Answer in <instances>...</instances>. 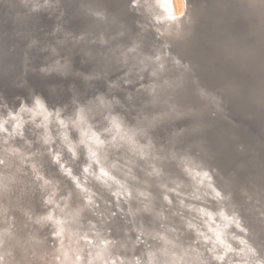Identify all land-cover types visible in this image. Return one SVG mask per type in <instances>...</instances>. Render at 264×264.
<instances>
[{
    "label": "bare ground",
    "instance_id": "6f19581e",
    "mask_svg": "<svg viewBox=\"0 0 264 264\" xmlns=\"http://www.w3.org/2000/svg\"><path fill=\"white\" fill-rule=\"evenodd\" d=\"M63 1L2 0V3L9 7H17L13 12L14 15L18 16L16 20L24 17L29 18L33 12H41L43 10H47L48 14L55 16L57 19L61 16L63 18L65 13L62 11L66 9ZM78 2L77 7L88 21L87 27L81 29L80 32L63 29V23L66 24L65 19H63L62 21L57 20L52 29L43 33V36L31 35V29L26 28L28 35H30L29 44L33 46L32 49L28 50L29 53L33 52V50L35 51L34 47H36V52L40 54L44 63L46 59H50L48 55L51 53L54 55L59 52V49L63 50L64 48L63 52L67 56L63 53L65 57L59 55L50 59L49 77L53 78L54 76L62 77V71L65 76L68 72L76 73L75 68L72 70L70 68L71 63L69 62L71 59L68 57V53L79 52L82 60H84V58L86 59L84 53L90 50L97 51L96 53L99 52L98 55L92 58L97 62L96 67H99L97 71L89 74L86 71H79L81 69L79 66L76 69L91 82L93 76L97 78L101 74L109 75L115 73V80L109 81L108 85L125 89L127 93L124 98L126 97L129 103L135 104L134 101L139 98H141L140 100L143 103H146L149 100L148 91L146 88H142L141 85L147 84L148 77L147 73H143L145 79H140V61L145 54H151L155 51L158 42L155 41L154 33L150 36V30L145 31L141 26H138L144 24V18L135 9H130L131 0H78ZM248 4L249 0H189L190 9L194 10L195 34L183 46L182 50L186 58L193 61L196 68V77H199L201 72H203L202 77L206 79L211 72L213 80H216L222 86L220 93H223L225 98L232 95L242 109L246 111V115L258 116L264 124V73L258 70V64L264 63V36L262 35L264 25L262 24L261 27L257 23L253 24L250 22L254 19L255 21L260 19L253 14L251 15ZM18 7L21 10H18ZM73 12H78V10ZM244 17L246 21L250 20L249 23L245 22ZM226 18L227 20H225ZM221 20L223 21L222 25L218 24ZM209 22L216 25L214 26L216 30L210 27L211 24ZM66 27L69 28V25L66 24ZM187 29L188 25L185 26V31ZM210 29L213 31H210ZM238 29L245 32L239 34L237 33ZM255 29H257V32ZM59 30L63 31L61 38L55 34ZM47 33L52 36H45L48 35ZM206 35L214 36L215 38L211 42L209 38H206ZM221 35L223 38L227 37L226 41L222 40ZM207 40L211 43L207 42ZM207 43H210L209 47L219 46L223 50L219 55L217 52H212L218 55V58L206 54ZM240 43H244V45H239ZM230 44L233 46H230ZM134 46H136V51H130ZM26 51L27 49L24 50L25 54H27ZM197 63H199L202 71H199V67L197 68ZM65 67L67 69H64ZM207 67L208 70L205 69ZM260 69H264V64L260 66ZM179 71H183V69ZM57 73L60 75H57ZM126 81H131V83H126ZM193 82L197 83L198 80L193 79ZM93 87L100 90L96 85H93ZM192 88L198 89L203 95L205 94L206 103L208 102L210 107L211 101L207 100L209 94L203 91L204 88L195 87L194 85H192ZM74 89L75 96L77 93L82 94V91H79L74 85L72 93ZM111 89L108 91L105 89L106 94L104 96L97 93L89 98L87 101L94 104L89 109H86L88 107V102H86L81 103L75 110L74 105L77 103L78 98L72 99L73 106L71 110L73 109L77 112V117H80L79 122H76L74 117L71 116L72 111L70 112L69 105L67 107H65V104L55 105L54 100L60 94L56 88H50V98L54 99L50 100L47 96L46 99L50 100V102L44 101L41 93L43 89H38V92L31 90L28 96H11L9 99L3 98L4 100L0 98V106H2L0 109H3L0 110L2 111L0 112V129L4 130H0V151L5 147H18L26 158V170L29 169L27 165L32 166L35 164L36 171H42L46 179H50L54 183L58 182L59 187L63 191L73 190L74 197L79 195L82 198L83 196L91 195L96 201L94 212L97 215L94 216L89 213L88 218L97 223L101 231V239L111 240L112 235L107 233L112 229L110 220L114 221V224L124 231H127L129 227H127V221L132 219L148 218L156 225L157 228H155L154 232L141 230L143 226H140L137 234L141 236L134 240L132 244L121 241H118L117 244L115 243L112 248L113 255H118L125 259L126 255L123 251L117 253V250L121 249L122 245L134 247L140 243V249H146L147 251L148 247L159 239L158 234H163L169 238L175 235L180 239H194L196 237L195 232L196 234L201 233L204 236L211 237L207 246L209 248L216 247L215 249L218 253L226 252L229 244L234 248L243 247L240 243L237 244L239 241L230 237L229 233L232 232H228L229 228L224 227L225 224L229 223V220L224 219L221 221V218L215 213L201 217L199 215L201 213L198 211V214L196 211V209L199 210L201 207L200 204L206 205L210 213H213L214 210L221 211V208L227 203L213 199L214 190H206V188L202 190L197 187L198 185L196 184L199 183L197 179L196 182L192 183L195 185H192L189 182V178L179 170L176 169L175 171V168L171 169L169 167L165 169L161 165L162 160H164L162 151L156 147L154 142L151 145L147 144V139L151 138L148 133L146 139H142L140 143H137V140L147 130L142 127L141 118L138 121L139 118L137 119L136 117L137 115L143 116V114H147L148 110L143 111L142 108L138 107L135 111L128 107L123 108L120 104L123 96H120L117 92L114 93ZM254 90L260 93L255 98L251 95L254 94ZM140 92H146L147 94L146 96H141ZM45 102L48 109L44 107ZM83 106L86 108L83 109ZM116 106H119V108ZM153 111H148V113ZM39 114L40 118L37 119L36 116H39ZM133 116L137 121H131ZM32 122L37 124V126L40 123L44 126L45 138L49 137L50 140H53L56 135L62 137L60 139L64 140L73 149L72 154H77V146L83 143L81 148L88 149V152L91 149L92 152L96 153L95 160L90 155V163L89 160L84 161L78 170L73 165L74 158H72V154H70L71 157L67 153L60 157V153L63 150L56 148L51 153L53 156L58 155L59 162L56 164L60 165V168L61 165H64L62 170L64 176L60 175L57 177L47 174L48 165L53 168L57 166L54 167L51 162H48V164L40 163L35 159L39 152L29 149L25 145V143L32 145L35 138H37L34 136V126L30 125ZM50 123L56 126V130L52 129ZM95 125L101 129H94L96 128ZM14 128L17 129L19 134L17 138L16 134L12 132ZM73 128L82 135L80 137L73 135ZM102 130L109 131V133L103 134ZM89 131L94 135L92 140L88 139L91 136V133L88 134ZM114 137L115 139H113ZM50 143L54 148V144L51 141ZM259 145H264L263 140L259 142ZM59 146L62 147L61 145ZM181 157L183 159L177 162L181 168L188 167L191 164L196 165L195 163L197 162L193 158L198 159V155L194 157V155L182 154ZM96 161H99V163ZM189 161H191V164ZM89 164L91 167L88 172H85L84 167ZM102 168L105 171H101ZM203 171L204 167H196V172L212 185V181L208 177H206L207 179L203 177ZM234 171L236 175L238 170L235 168ZM105 172L109 174L105 175ZM164 172L169 173L171 182L162 176ZM33 174L35 175V171H33ZM70 175L79 177L80 188L78 193L75 191L72 180L69 179ZM113 176L123 182V187H120V191L132 189L133 197L131 200L126 202L124 196L117 197L113 195L118 188L116 181L112 179ZM201 177H199V180H201ZM217 183L224 186L218 180ZM170 189H175V191H170ZM95 192L99 196L93 194ZM140 193H143V195H140ZM165 195L171 198V205L164 201L163 197ZM181 200L183 205L180 203ZM108 202L113 203V212H107L106 208H111ZM138 206L145 207L148 214L137 213L135 208ZM130 207L131 211H129ZM252 210L254 211V209ZM114 219H117V221L120 219V224L118 225ZM261 220L259 217L258 223ZM102 221H107L109 226L107 227L106 225L104 227ZM187 227L192 229L191 232L188 231ZM173 229L178 231L173 233ZM210 229H214V231H210ZM231 229L236 230L235 227H231ZM192 232L194 233L192 234ZM235 235L239 236L241 233L236 232ZM153 238L155 239L153 240ZM137 257L146 259L145 255ZM228 257L239 258L229 251L227 252L225 264ZM131 260L134 261L135 258H131Z\"/></svg>",
    "mask_w": 264,
    "mask_h": 264
},
{
    "label": "clouds",
    "instance_id": "9594fccd",
    "mask_svg": "<svg viewBox=\"0 0 264 264\" xmlns=\"http://www.w3.org/2000/svg\"><path fill=\"white\" fill-rule=\"evenodd\" d=\"M248 8L251 14L264 22V0H249ZM130 9H135L144 18V24L138 26L154 33L158 42L155 51L145 54L140 61V79H145L143 73L148 77L147 84L141 87L147 89L149 100L146 103L154 109L145 119L150 118L158 125L186 116H195L203 121L207 114L215 115L205 96L192 88L193 79L198 80L199 77L195 76L193 61L187 59L182 50L195 34L194 10L190 9L189 0H131ZM130 51H136V46ZM185 131L181 129L175 134ZM146 138L145 131L137 143ZM147 144H152L151 139H147ZM191 147L188 145L179 151L190 153ZM89 152L95 160L96 153L91 149ZM25 159L18 147H5L0 151V264H225L229 251L239 258L228 257L226 264H264V245L258 244L254 238L264 231V220L254 226L249 217L255 206L253 195L249 194L252 189L241 188L247 199L221 208L219 213L221 221L229 220L225 228L234 226L239 229L241 235H229L243 247L234 248L229 244L226 252L218 253L214 247L207 246L211 237L201 233H197L194 239L158 234L157 242L150 245L144 254L146 259L136 257L129 262L113 255L115 241L101 239L97 223L88 218L89 213L97 215L94 212L96 201L91 195L81 198L79 195L74 197L73 190L63 191L58 182L54 183L46 179L42 171H36L35 164L31 166L35 171L33 175L32 171L26 170ZM52 162L58 163V158L54 156ZM202 166L203 175L212 181L213 199L233 201L235 192L225 191V187L217 183V170L208 164ZM90 167V164L86 165L84 171L88 172ZM63 168L61 165V170ZM101 171L105 170L102 168ZM69 179L78 193L79 177L70 175ZM112 179L118 185L113 195L124 196L126 202L131 200L132 189L122 192L123 182L115 176ZM163 199L172 204L168 195ZM180 203L183 205L182 200ZM261 216L264 217V213Z\"/></svg>",
    "mask_w": 264,
    "mask_h": 264
},
{
    "label": "water",
    "instance_id": "95a60500",
    "mask_svg": "<svg viewBox=\"0 0 264 264\" xmlns=\"http://www.w3.org/2000/svg\"><path fill=\"white\" fill-rule=\"evenodd\" d=\"M71 2H74L73 6H70ZM63 3L66 6V9L62 11L65 13L63 15V18L62 16L60 18H57L59 19L58 21H62L63 19H65V17L66 18L68 17V19H74L78 24H80V26H77V28H74L70 26V24H68L69 28H67L66 27L67 23L66 24L63 23V29H67V30L74 31V32L75 31L80 32L81 29H85L88 25V21L85 18L86 16H84L81 10L77 7V5L79 4L78 0H64ZM15 8L17 7H12V6L9 7V6L3 5L2 0H0V45L5 46L6 53H9L12 56V57L11 56L9 57L13 58L14 62L16 63V66L14 68L12 67L10 68L11 70L6 71V72L4 71L0 72V98L1 100H4L3 98L9 99L11 96L13 97L14 96L20 97L23 95L28 96L31 93V90L38 92L37 90L40 88L38 89L35 88L34 86L31 85L29 81L30 75L35 74L37 76H41L46 79V82H48L47 88H56L59 92H63L65 94V91H66V93L68 92V94H70L68 97H65L66 96L65 94L63 99L54 100L50 98V96H48V98H50V100L51 99L54 100L55 105L65 104L66 105L65 107L69 105L68 108H70V112L72 111L71 116L74 117V120L76 122H79L80 120V117H77L78 114L75 111L76 108H78L81 103L88 102L87 100H89V98L96 95L97 93L98 95L103 94L102 96H104L106 94L105 89L108 91L110 88H112L111 90L114 93L117 92L120 96H123V100L120 102L123 108L128 107L132 109L133 111H135L137 107L142 108L143 111L144 110L146 111V109L148 111L154 110L151 105L147 103H143L140 100L141 98L134 101L136 105L133 103L127 102L126 97L124 98V96L127 93L125 89L123 90L121 88L119 89V88L108 85L109 81L115 80V73H111L109 75L101 74L100 77H97V78L93 76V78H91L92 80L91 82L88 80L86 76L82 75V73L79 72V71H82V72L86 71V72H89V74H92L93 71L94 72L97 71V69L99 68V67H96L97 62L95 59H92L93 57H96V55H98L99 52L96 53L97 51L90 50L84 53L86 55V59L84 58V60H82L81 54L79 52L68 53V57L71 59L69 62L71 63L70 68L71 70L75 68L74 70H76V73L68 72V74L65 76V73L62 71L61 72L62 77L54 76L60 79H58V81H55V80L52 81V78L49 77V73H50L49 66L51 65L50 59L53 57L59 56V55L65 57L63 55V53L66 55V53L63 52L64 48L63 50L59 49L58 50L59 52H56V54L54 55H52V53L48 55L50 59H46L44 63L42 62L43 60L39 63H34L31 60L32 52L29 53L28 51L32 49L33 47L31 46V44H29L30 35H28V31H26V28L25 27L21 28L20 25L21 23H23V25H26L31 22H37V21H40L42 17H46V16L53 17V15L48 14L47 10H43L41 12L35 11L33 12L32 16L29 18L24 17L22 19L16 20L18 16L13 14V12L15 11ZM18 10H21V9L18 7ZM77 10L78 12H73ZM23 16H26V15H23ZM244 19H245V22L249 23L250 20L246 21L245 17ZM225 20H227V18ZM256 20L257 21H255L254 19V20H251L250 22H252L253 24L257 23V25L261 27H262V24L264 25V22H262L261 20H258V19ZM229 22H234V21H229ZM209 24L212 25V26L210 25V27H212L213 30H216L214 28V26H216L214 23L209 22ZM218 24L222 25L223 21L221 20ZM28 29L30 30V28ZM213 30L210 29V31H213ZM255 31L257 32V29H255ZM243 32L245 31H242L239 29L237 30V33L239 34ZM55 34L57 35V37L59 36L61 38L63 31L59 30ZM262 35L264 36V32L262 33ZM221 37L223 38L222 35ZM206 38H209L210 41L212 42V40H214L215 37L206 35ZM226 39L227 37L223 38L222 40L226 41ZM210 41L207 40V42H210ZM209 44L207 43V46L205 48L206 49L205 52L208 56L217 57L223 51L220 49L219 46L209 47ZM239 45H244V43H240ZM230 46H233V45L230 44ZM25 49H27L26 51L27 54L24 53ZM34 49L37 51L36 47H34ZM212 52H217L218 55L213 54ZM1 54H3V51L0 49V57H3L1 56ZM72 60H76V61L79 60L81 62H87L88 65H90V63L91 64L93 63L95 66L92 64V66L89 68L79 67L81 69H79L78 71L76 69L78 66L76 67L74 65V61ZM262 64L264 63L258 64L259 65L258 70H261V72L264 73L263 71L264 69H260V66ZM198 67H199V63H197V68ZM64 69H67V67H65ZM198 69L199 71H202L200 67ZM205 69L208 70V67ZM202 73L203 72H201V75H199L198 82L197 83L193 82L192 85H194L195 87L200 86V88H204L203 91L209 94V96L208 97L206 96V97H207V100L209 99V102L211 101L210 108L212 109V111L215 112V115H212L211 113H209L203 118V121H201L198 117H195V116H186L181 119H176L174 121L165 122V123L158 124V125H156L155 122L152 121L150 118L145 119V116L149 114L148 111H147V114H143V116L137 115V117L136 116L135 117L137 119L139 118L138 121H140V118H141V123L143 124L142 127L147 130V133L151 136L150 139H152V142H154L156 147L162 151L164 160H162L161 165H163L165 169H167V167L171 169L175 168L174 169L175 171L177 169L181 173L185 174V176L189 178V182L191 184L193 182H196V179H197V181L199 182L196 184L198 185L197 187H200L202 190L206 188V190H211V191H213L211 184L209 183V181L204 180L200 176V174L196 172V167L202 168L203 167L202 165L208 164L212 168H215L217 170L216 179L219 182L224 184L225 191L235 192L233 201L231 202L225 201L227 204H225L223 208H228L233 203L239 204L247 199V194L243 191H240L241 188L252 189V192L249 194L253 195V204L255 206L252 208L254 209V211L252 210V212L249 214V217H250V222L252 224H253V218L255 217L253 225L256 226L259 224L258 223L259 217L262 220H264V217L261 216V213H264V145L263 146L259 145V142L261 140H263L264 142V129H263L264 124L262 123L261 119L258 116L254 117V115H251V116L246 115V111L242 109V107L237 103V100L232 95L228 96V98H225L223 96V93H220V91L222 90L221 88L222 86H220L216 80H213V76L211 72L207 75L206 79H203ZM57 75H60V74L57 73ZM74 77L78 79L77 82H82V83L78 84L76 83V81H71L72 79H74ZM67 78H68L67 81L62 80V79H67ZM73 85L79 91H82V94L77 93V95L75 96V89L73 90L74 92L72 93ZM93 85H96V87L99 88L100 90L94 88ZM9 87L13 88V91L15 90V92L14 93L10 92ZM41 93H42L44 101L47 100L46 99L47 96L43 92ZM142 93L140 92L139 94L141 95ZM146 94L147 93L144 92V96H146ZM257 94H260V93H257L254 90V94H251V95L253 96V98H255ZM74 98H78V100H77V103L74 105L75 110L73 109L71 110L73 106L72 99ZM50 100L49 101L47 100V101L50 102ZM87 104H88V107L86 108L85 106H83V109L85 108L89 109L91 105L92 106L94 105L92 102H88ZM1 107L2 106H0V108ZM44 107L48 109L46 102H45ZM116 107L119 108V106H116ZM0 110H3V109H0ZM128 112L130 111L128 110ZM135 115H136V112H135ZM36 118L37 119L40 118V114L39 116H36ZM131 119H132L131 121H137L134 119V116L131 117ZM127 121L129 122V120ZM145 123L147 124L145 125ZM201 124L203 125L202 127L200 126ZM30 125L34 126L35 128L34 136L37 137L35 138V141L32 145L35 147L38 145L42 153L46 154L48 162H51L54 167L57 166L56 169L60 170L59 174L63 175L64 173L62 174L63 171L61 170L60 165L52 162V158L54 157L52 153L53 151H55L56 148H59L60 150H63L61 151L62 154L60 153V157L66 153L67 155L71 157L70 154H72L73 149L69 147L64 140H61L60 138L62 137H60L59 135H56L53 138V140H50L49 137L45 138V129L41 123L37 126V124L32 122L30 123ZM50 125L52 126L53 130L54 129L56 130V126L52 125V123H50ZM95 126L96 128L94 129H98V130L101 129L99 126L97 125ZM181 129H185L186 131L179 135L175 134V133H180ZM12 130H13L12 132L16 134V138H17V136L19 135L17 133V129L14 128ZM72 131H73V135H76L78 137L82 135L81 133H77L75 128H73ZM90 133H91V136H89L88 139L92 140L94 135L92 134L91 131H89L88 134ZM102 133L107 134L109 133V131L102 130ZM45 141H47V143ZM50 141L52 142V144H54V148L51 146ZM198 141L202 143H197ZM82 144L80 143V145L77 146L78 153L72 154V158H74L73 165H75V168H77L78 170L84 161L89 160V163H90V152H88V149H85L84 147L81 148ZM59 145H61L62 147H60ZM188 145H192L190 149V153L179 151V149L187 148ZM182 154H189L191 156L194 155V157H197L198 155V159L193 158V160H196L197 162L195 163L196 165H192L191 164L192 160H191L189 161L191 164L190 166L192 167L191 169H190V166L188 167L185 166L182 168L179 167L178 165L180 164H177V162H179L180 159H183V157H181ZM56 157L58 158V155H56ZM235 168L238 170V173L236 175L234 174ZM162 176L165 179H167L169 182H171L168 172L167 173L164 172ZM199 177H201V180H199ZM203 177L207 179L206 176L203 175ZM221 177H224L225 179L221 180ZM192 185H195V184H192ZM193 187L197 188L196 186H193ZM93 194H97V196H99V194L96 192ZM256 201H259V202L257 203ZM108 204L111 208L105 207L107 209V212H113V209H112L113 203L111 204L108 202ZM200 206L201 207L199 208V210L196 209V211L197 213L198 211L201 213V214L198 213L201 217L210 216V214H214V213L220 217L219 215L220 210L219 211L214 210L213 213H210V210H208V207L206 205L200 204ZM135 209L136 211L137 209H139V211H137V213L139 214H143V215L148 214L145 207L143 206H138ZM114 220L117 222L118 225L120 224L119 223V221H121L120 219H118V221L117 219H114ZM127 222H128L127 227L128 226L129 227L127 231H124L123 229L115 225L114 221L110 220V225L112 229L107 233L108 235L109 234L112 235L111 240H114L116 244L118 241H121L123 243L125 242L131 243V244L134 243V240L140 238L141 236V235L138 236L137 234L140 229L139 228L140 226L141 227L143 226L141 230H147L151 232H154L155 228H157L156 225L153 224L148 218H145V219L141 218L139 220L132 219L131 221L129 220ZM102 225L106 227L107 221H104V222L102 221ZM108 226L109 225H107V227ZM187 229L189 232H191L192 230L190 227H187ZM228 230H229L228 232H232L234 234H236V232L240 233L239 229L237 228H236L237 231L231 228H229ZM193 233L194 232H192V234ZM195 236H196V232H195ZM263 236H264V231H261L254 237L258 244L264 245ZM154 239L155 238H153V240ZM237 244H239V242H237ZM139 246H140V243L134 247L131 245L130 247L128 245L127 246L122 245V248L118 249L117 253L123 251L124 254L126 255L125 260L130 262L132 261L131 258H136L139 255H144V253L146 252V249L141 250Z\"/></svg>",
    "mask_w": 264,
    "mask_h": 264
},
{
    "label": "rangeland",
    "instance_id": "374dc122",
    "mask_svg": "<svg viewBox=\"0 0 264 264\" xmlns=\"http://www.w3.org/2000/svg\"><path fill=\"white\" fill-rule=\"evenodd\" d=\"M71 5L70 6H73L74 5V2H71L70 3ZM3 11V10H1ZM57 20L59 19H55V17H42V19L40 21H37V22H31V23H28L26 25H23V23H21L20 27L21 28H30L31 29V34L34 35L36 34L37 36H43L46 31L49 32L50 29H52V27L55 25V23L57 22ZM67 24H70V26L74 27V28H77V26H80V24H78L74 19H68V17L66 18L65 17V20H64ZM17 24V23H15ZM149 33H151L149 31ZM48 35H45V36H49L51 37L49 34L50 33H47ZM152 35V33L150 34V36ZM0 49L3 51V54H1V56L3 57H0V72L1 71H9L11 70L10 68H14L16 66V63L14 62L13 58H10L9 56H11L9 53H6V48L4 45H0ZM12 57V56H11ZM42 57H40V54H38L36 52V50L32 52V61L34 63H39L42 61L41 59ZM74 61V65L77 67H81V68H89L92 66V64L90 63V65H88L87 62H81V61H76V60H72ZM54 78V79H53ZM52 78V81H58V77H53ZM63 81H67V79H62ZM29 81L31 83L32 86H34L35 88H40V89H43L42 92L46 95V96H50V88H47L48 86V82H46V79L44 77H41V76H37L35 74H31L30 77H29ZM71 81H76V83H82V82H77L78 79L74 77V79H72ZM82 88V86H81ZM10 92L14 93L15 90L13 91V88H10ZM65 94L66 96L65 97H68L70 94H68V92L66 93L65 91ZM63 92H60L59 95L56 96L57 99H63L64 98V95H65ZM144 95V92L141 94V96ZM3 131V129H2ZM27 147H28V144L26 143L25 144ZM34 147V148H33ZM29 149H34L36 151H38L39 153L35 156V159H37V161H39L40 163H46L48 164V159H47V156L46 154H43L42 151L39 149L38 145L35 147L33 145H29L28 147ZM29 167V171H32L31 169V166L27 165ZM47 166V165H46ZM33 172V171H32ZM60 170H57L56 168H53L52 166L48 165L47 166V174L49 175H53V176H60ZM34 175V174H33Z\"/></svg>",
    "mask_w": 264,
    "mask_h": 264
}]
</instances>
